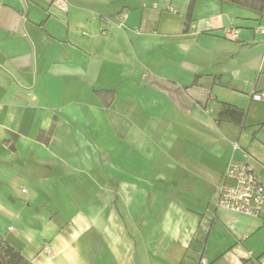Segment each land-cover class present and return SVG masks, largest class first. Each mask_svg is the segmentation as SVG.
<instances>
[{
    "label": "crops",
    "instance_id": "1",
    "mask_svg": "<svg viewBox=\"0 0 264 264\" xmlns=\"http://www.w3.org/2000/svg\"><path fill=\"white\" fill-rule=\"evenodd\" d=\"M191 1L0 0V233L34 264H264V209L216 207L232 163L264 184V11Z\"/></svg>",
    "mask_w": 264,
    "mask_h": 264
},
{
    "label": "built area",
    "instance_id": "2",
    "mask_svg": "<svg viewBox=\"0 0 264 264\" xmlns=\"http://www.w3.org/2000/svg\"><path fill=\"white\" fill-rule=\"evenodd\" d=\"M51 2L63 10H67L70 4L69 0H51ZM256 97L261 96L256 95ZM216 207L247 216L260 215L264 209V184L250 160L228 166L226 181L219 188ZM201 264H208L207 260L202 259Z\"/></svg>",
    "mask_w": 264,
    "mask_h": 264
},
{
    "label": "trees",
    "instance_id": "3",
    "mask_svg": "<svg viewBox=\"0 0 264 264\" xmlns=\"http://www.w3.org/2000/svg\"><path fill=\"white\" fill-rule=\"evenodd\" d=\"M233 2L237 3V0ZM194 0L191 1L188 20H191V11ZM0 264H34L28 260L19 250L12 246L0 233Z\"/></svg>",
    "mask_w": 264,
    "mask_h": 264
},
{
    "label": "rangeland",
    "instance_id": "4",
    "mask_svg": "<svg viewBox=\"0 0 264 264\" xmlns=\"http://www.w3.org/2000/svg\"><path fill=\"white\" fill-rule=\"evenodd\" d=\"M221 1L228 2V3H235V2H233L234 0H221ZM236 4L247 6V7L253 8L255 10L264 11V0H237ZM130 227L128 226V223L125 224L126 229H131ZM165 227L166 226H165L164 222H158L157 229H165ZM129 235L131 237L130 242L132 241L131 243H133V241H135V243L138 245V243H139L138 239L137 238L134 239L133 234L131 232H129ZM161 239L162 238H160V240Z\"/></svg>",
    "mask_w": 264,
    "mask_h": 264
}]
</instances>
